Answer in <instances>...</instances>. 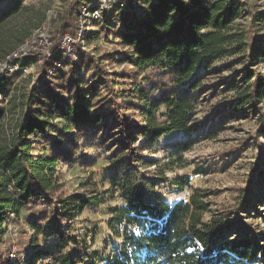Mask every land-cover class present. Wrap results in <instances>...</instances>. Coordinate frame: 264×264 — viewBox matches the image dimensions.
Returning <instances> with one entry per match:
<instances>
[{"label": "trees", "instance_id": "obj_1", "mask_svg": "<svg viewBox=\"0 0 264 264\" xmlns=\"http://www.w3.org/2000/svg\"><path fill=\"white\" fill-rule=\"evenodd\" d=\"M79 1L71 0L65 19L55 29L53 56L43 60L41 72L31 89L15 86L7 103L0 105V243L5 225L31 202L44 214L47 224L44 237H57L53 246L56 263L81 264L84 258L90 257L87 248L82 246L80 250L74 248L62 254L67 244L77 243L72 230L75 219L86 207H98L118 193L122 204L109 207L108 222L117 240L106 243L104 250L109 245L110 250L101 256L93 253L103 264H264V227H253L239 215L240 210L251 203L250 187L240 189V201L236 204L237 217L231 226L237 228L238 235L227 239L225 233L229 224L222 218L203 220L210 205L205 200L206 193L200 189H194L188 201L168 204L154 199L151 194L158 183L144 177L133 178L143 160L146 144L153 145L173 131L191 133L198 126L189 117L195 109L193 97L170 90L184 84H187L185 91L199 88L198 79H192L198 67L208 68L214 61L245 49L248 55L244 74L231 87L234 91L232 110H245L249 115L258 112L261 115L259 130L264 135V115L260 108V103L264 102V74L249 66L254 56L264 61V47L256 45L257 40H264V34L254 33L257 22H264V11L250 12L246 37L245 32L234 27V21L245 11L239 2L140 0L142 14L127 21L119 34L121 45L126 48L121 63H128L135 71L132 85L121 91L125 94L123 98L131 103L137 99L135 106L141 119L132 121L121 109L119 96L113 91L114 81L109 80L102 69H98L99 77L110 85L107 97L99 98L95 85H90L81 89L71 102L53 100L51 106L46 107L36 101V89L47 76L49 62L62 60L58 47L62 35L73 29V11L83 4ZM43 20L44 12L40 8L22 0L1 10L0 62ZM81 54L99 68V61L83 51ZM31 63L33 61L26 62ZM7 82L6 75L0 76V94ZM155 90L159 91L157 97L152 95ZM36 104L40 109L33 112ZM161 106L165 108L164 113H160ZM102 109L109 117L100 113ZM222 109L212 116L219 115ZM56 114L64 119L63 132L75 130L69 139V148L61 147L59 134H49L51 120ZM115 126L120 129L121 138L112 143L113 150L108 157L112 170L109 187L99 191L89 176L79 185L80 191L66 192L61 180V164L72 162L77 139L86 130L104 131V138L110 139ZM37 136L51 145L50 153H46L45 148L34 153ZM139 139H143L140 144ZM257 145L263 160L264 145L258 141ZM187 183L188 177L176 181L178 190ZM37 244L38 233L35 232L30 241L34 251L28 260H36L43 254Z\"/></svg>", "mask_w": 264, "mask_h": 264}, {"label": "rangeland", "instance_id": "obj_2", "mask_svg": "<svg viewBox=\"0 0 264 264\" xmlns=\"http://www.w3.org/2000/svg\"><path fill=\"white\" fill-rule=\"evenodd\" d=\"M16 1L19 0H0V11L12 6ZM81 1L84 3L91 0L79 2ZM131 1H118L127 10L125 13V10L116 7L108 9L101 20L89 21L85 26V37L76 40L72 46L73 54L64 51L66 60L59 69L54 70V63L48 61L49 70L36 89V101L42 102L46 107H50L53 100L58 103L71 102L81 89L90 85H95L99 98L107 97L110 85H106L99 77L98 69H102L107 72L109 80L114 81L113 91L119 96L121 109L132 121L141 119L135 106L137 99L134 98L131 103L129 99L123 98L125 94L121 92L132 85L135 71L128 63H121L126 48L121 45L119 34L127 21L133 17L138 18L143 12V7L139 6L140 0H137L138 10L131 12L129 10L132 9ZM232 1L239 2L245 7L242 16L234 21V27L245 32L248 37L250 12L264 11V0ZM22 2L32 4L44 12V20L49 22L52 37L55 29L65 19L71 0H22ZM80 10L81 4L73 11L75 20L70 33H76ZM254 33L264 34V22H257ZM256 45L259 48L264 47V40H257ZM81 51L99 61V68H96L87 56L82 55ZM247 55L245 49L241 53L214 61L208 68L198 67L192 79H198L199 88L185 91L183 89L187 84H184L170 90V92L177 90L185 96L193 97L195 109L189 117L190 121L198 126L191 133L173 131L153 145L146 144L142 152L143 160L133 175L134 179L144 177L158 183L151 194L154 199H160L168 204L179 200L188 201L194 189L206 193L205 200L210 206L203 214V220L208 221L212 217L222 218L229 224L225 233L227 239L238 235L237 228L231 224L237 217L235 209L240 201L242 187H250L252 194L251 203L240 210V218L253 227H264V158L260 159L257 145V141L264 145V135L259 130L258 123L261 115L258 112L249 115L244 112L245 110L233 111L231 104L234 95L231 87L233 82L239 81L243 76ZM71 59L72 64L69 62ZM43 60L46 59L31 65L27 72L8 71L6 74L8 68L3 69L0 65V76L6 75L8 79L6 88L1 90L0 105L7 103L15 86L31 89L41 72ZM249 66L264 74V61L255 56ZM158 94L159 91L155 90L152 95L157 97ZM221 108L223 109L219 115L212 116ZM260 108L264 115V102L260 103ZM39 109L40 105L33 106V112ZM164 111L165 108L161 106L160 113ZM100 113L109 117V113L104 109L100 110ZM62 123L63 117L54 115L49 134L52 136L59 134L61 147L66 149L71 146L69 139L75 130L63 132ZM110 137L104 138V131L86 130L81 134L76 141L72 162L61 164V180L66 192L80 191L79 185L89 176L99 191L109 187L112 170L108 157L113 150L112 143L121 138L120 129L115 126ZM37 140L35 154L43 148L46 153L51 152L49 143H45L39 136ZM142 141L143 139H139L138 143ZM184 177H188V183L182 190H178L176 181ZM118 195L116 193L109 196V199L98 207H86L77 216L72 228L77 236V243L67 244L62 254L70 253L74 248L80 250L83 246L87 248L90 257L84 258L81 264H103L98 261V257L110 250V245L104 250L105 244L117 240L113 237L108 222L111 216L109 207L122 204ZM21 211H23L21 216L12 217L5 225L6 231L0 243V264L17 262L12 261L13 258L10 256L12 252L16 258L21 259L19 264H57L54 258L56 250L53 247L57 237H44L43 230L47 224L39 206L29 202ZM35 232L38 233L37 249L43 254L36 260H28L34 251L30 241ZM94 252L99 256L94 257Z\"/></svg>", "mask_w": 264, "mask_h": 264}, {"label": "built area", "instance_id": "obj_3", "mask_svg": "<svg viewBox=\"0 0 264 264\" xmlns=\"http://www.w3.org/2000/svg\"><path fill=\"white\" fill-rule=\"evenodd\" d=\"M119 0H91L89 2H84L81 5V10L79 11L77 23L78 28L76 33H64L61 37L59 49H62V60L55 61L53 69H59L63 62L66 60L64 57V51L68 54H73L72 46L79 40L85 37V26L89 21L101 20L104 13L113 7H120L127 11L122 4H119ZM129 9L131 12L138 10L137 0H132ZM52 12H50L51 15ZM48 15V19L50 17ZM53 42L51 37V32L49 30L48 20H44L37 28L33 30L30 36L21 43L16 49H14L6 58L2 61L0 65L2 68H8V71H26L29 67L35 63L40 62L42 59H48L53 56L54 51L52 50ZM75 58V57H74ZM27 61H33L31 64H26ZM73 61L72 59L69 62ZM56 66V67H55ZM3 75V74H2ZM13 258L12 261L20 262L21 259L16 258L14 253H10Z\"/></svg>", "mask_w": 264, "mask_h": 264}, {"label": "crops", "instance_id": "obj_4", "mask_svg": "<svg viewBox=\"0 0 264 264\" xmlns=\"http://www.w3.org/2000/svg\"><path fill=\"white\" fill-rule=\"evenodd\" d=\"M22 212H23V211H21V212L19 213V216H21V215H22Z\"/></svg>", "mask_w": 264, "mask_h": 264}]
</instances>
